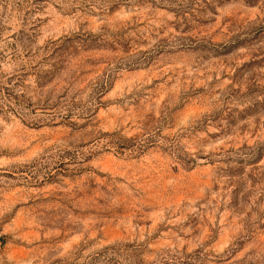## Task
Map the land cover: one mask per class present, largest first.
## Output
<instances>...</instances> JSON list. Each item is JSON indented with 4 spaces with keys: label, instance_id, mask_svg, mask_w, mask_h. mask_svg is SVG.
<instances>
[{
    "label": "rangeland",
    "instance_id": "obj_1",
    "mask_svg": "<svg viewBox=\"0 0 264 264\" xmlns=\"http://www.w3.org/2000/svg\"><path fill=\"white\" fill-rule=\"evenodd\" d=\"M0 264H264V0H0Z\"/></svg>",
    "mask_w": 264,
    "mask_h": 264
}]
</instances>
